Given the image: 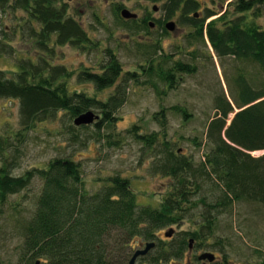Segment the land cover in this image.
Segmentation results:
<instances>
[{
  "label": "trees",
  "instance_id": "trees-1",
  "mask_svg": "<svg viewBox=\"0 0 264 264\" xmlns=\"http://www.w3.org/2000/svg\"><path fill=\"white\" fill-rule=\"evenodd\" d=\"M149 1L154 5L161 2L157 8L165 22L177 19L179 26L191 28L186 36L189 46L209 45L217 59L232 58L254 66L262 78H248L240 70L231 80V102L223 93L215 96V113L205 130L207 150L198 163L167 140V111L187 122L190 115L185 108L161 107L153 114L158 133L140 134L138 126L126 131L143 150L153 151L151 175L169 181V191L160 199L158 209L139 207L129 180L119 174L107 178L95 193H88L80 165L70 156L59 155L42 167L14 175L29 134L39 124L62 123L69 135L67 141L83 147L80 130L86 131L89 126L76 127L74 119L95 112L97 122L90 126L97 133L105 128L111 131L119 120L117 113L127 102L130 85H147L161 100L178 88L182 76L196 73L201 56L193 50L189 62L173 61L172 56L162 53L159 40L149 44L140 40L134 44L137 62L131 70L124 71L107 49L105 61L97 62V69H82L76 75L77 82L91 85L95 94L111 90L106 98L69 92L73 73L52 64L56 48L70 46L87 51L96 50L98 45L68 15V7L61 0H0V13L11 17L18 12L24 14L21 35L34 40L37 53L35 61L16 59L15 69L8 74L0 71V101L18 103V130L0 136V213L9 198L28 189L33 180L41 183L31 216L18 224L22 238L19 264H128L138 250L129 257L132 245L144 247L148 243L155 247L141 261L174 264L183 259L190 245L198 247L197 242L213 236L219 217L236 205L251 204L264 211V154L254 156L264 152V29L253 20L255 10L264 7V0H235L228 5L231 16H235L227 18L225 9L213 20L217 12H198L195 0ZM122 9L119 5L115 11L117 26L129 37L138 36L135 19L121 18ZM157 25L166 35L164 23ZM143 27L149 30L148 25ZM5 47L9 46H1V54L13 56V50L6 51ZM103 138L115 146L121 139L106 134ZM189 141L200 147L196 138ZM190 209L199 210L197 232H184L175 239L171 236L169 243L156 239L158 231L180 223ZM225 258L215 264H226ZM261 258L260 264H264L263 253Z\"/></svg>",
  "mask_w": 264,
  "mask_h": 264
},
{
  "label": "rangeland",
  "instance_id": "rangeland-1",
  "mask_svg": "<svg viewBox=\"0 0 264 264\" xmlns=\"http://www.w3.org/2000/svg\"><path fill=\"white\" fill-rule=\"evenodd\" d=\"M68 7V15L77 22L86 35L98 45L96 50H77L70 46L56 48L53 65H62L68 72L73 73L68 81L69 92H84L89 96L106 98L111 90L95 94L89 84H79L76 75L82 69H97V62L105 61L104 51L109 49L121 63L123 70H131L137 60L134 53V44L140 40L151 43L159 40L162 53L172 56L173 61L181 60L189 62V54L197 50L201 56L197 60V71L194 75H184L177 89L167 92L156 98L154 91L147 85L129 86L126 104L117 113L119 120L114 123L113 130L103 129L97 133L94 126H89L86 131L80 130L79 138L84 143L72 144L67 141L69 135L62 123L39 124L36 130L29 134L28 141L23 147V154L19 167L14 175H22L33 167H42L49 160L61 155L70 156L71 160L80 165L81 179L84 190L95 193L104 181L115 174L129 180L130 189L133 192L136 204L139 207L158 209L159 201L169 191V181L159 175H151L149 169L155 161L151 150L145 151L142 145L128 138L126 131L133 126L139 127L140 134L149 135L159 132V127L152 121L153 114L161 107L170 109L172 106L185 108L190 115L187 122H183L179 116L167 111V140L176 143L175 148L198 163L207 150L205 130L212 119L213 99L224 94L231 102V80L240 70L245 75L262 78L254 66H248L236 62L232 58L217 59L209 45L187 44L186 36L191 32L189 27H181L176 24L173 32L163 34L159 26L148 31L140 32V36L129 37L128 34L117 26L115 11L121 5L130 13L143 15L147 13L154 19L161 20L163 13L154 14L151 11L152 3L149 0H61ZM200 4L198 12L208 9L217 12L219 17L228 9L227 18L233 17L229 3L235 0H195ZM161 2L157 3L160 4ZM254 22L264 29V7L255 10ZM201 15V14H200ZM24 14L16 13V17L0 13V48L9 46L13 50V56L1 54L0 71L8 74L15 69L16 59L31 58L35 61L37 56L34 40L24 39L20 28ZM175 21V20H171ZM210 20H208L209 22ZM152 22V21H151ZM134 40V42H132ZM206 42V41H205ZM92 50V51H91ZM211 56V57H209ZM95 115H97L94 112ZM98 116V115H97ZM232 115L229 117L231 119ZM18 103L16 101H0V136L5 132L17 131ZM97 122V121H96ZM67 127V125H65ZM11 133V132H10ZM100 135L99 138L96 135ZM112 138L119 136L120 142L115 146L108 145L104 135ZM160 137V135H159ZM196 138L200 147L194 146L189 140ZM112 142V141H111ZM264 152H257L254 156H260ZM41 188L38 180H33L28 189L9 198L0 213V264H19L22 238L18 224L20 220H27L35 205L36 197ZM199 210L190 209L186 217L177 225L166 227L156 233V239L162 243H169L179 234L197 232L199 229ZM174 233L171 238L164 237L169 230ZM190 238H187V240ZM199 246H191L192 253L201 256L211 253L216 256L215 263H221L223 257L226 264H260L261 254H264V211L251 204H238L233 209L219 217L218 226L209 238H203ZM140 244L132 245L129 253L138 249ZM200 261V260H198ZM195 255L186 253L174 264H209L200 263ZM214 263V264H215ZM136 264H147L137 261ZM173 264V263H171Z\"/></svg>",
  "mask_w": 264,
  "mask_h": 264
},
{
  "label": "water",
  "instance_id": "water-1",
  "mask_svg": "<svg viewBox=\"0 0 264 264\" xmlns=\"http://www.w3.org/2000/svg\"><path fill=\"white\" fill-rule=\"evenodd\" d=\"M153 12L157 11V8L154 7L152 9ZM120 16L121 18H123L124 20H130V19H136V15L130 13L128 10H121L120 12ZM175 28L174 23L169 22L165 25V29L168 32H173ZM97 120V117L91 113V112H87L84 113L82 115H80L79 117H77L76 119H74L73 124L76 127H80V126H90L91 124L94 123V121ZM173 230H169L168 232H165V237L169 238L172 236ZM192 243V241H191ZM155 247L154 243H148L145 244V246L143 247V249H138L134 252V254L131 256L128 264H134L135 260L138 257H144L145 255H147L153 248ZM189 249H191V246H189ZM200 261L201 260H207L209 263H212L214 261V256L211 253H204L201 256H199L198 258ZM35 264H39V262H36Z\"/></svg>",
  "mask_w": 264,
  "mask_h": 264
},
{
  "label": "flooded vegetation",
  "instance_id": "flooded-vegetation-1",
  "mask_svg": "<svg viewBox=\"0 0 264 264\" xmlns=\"http://www.w3.org/2000/svg\"><path fill=\"white\" fill-rule=\"evenodd\" d=\"M198 5L200 6V4L198 3ZM156 6V8L158 7V5L156 4V5H154V4H152V6H151V10L154 8ZM122 10H124V9H122ZM159 12L160 11H158V8H157V11H155V12H153L154 14H159ZM133 14V13H132ZM136 15V19H135V21H136V25L139 27V32H143L144 30V28L145 27H143V25H148V27H149V29H153V28H155L156 26H158L157 25V22L158 23H164V26H165V24L166 23H169L170 21H167V22H165V20L163 19L164 18V16L162 17V19L161 20H156V19H154L152 16H150V15H148L147 13H145V14H143V15H137V14H135ZM173 20H175V21H171L172 23H174V25H175V28H174V30L176 29V24H178L177 23V19H173ZM152 21V22H151ZM140 26H142V27H140ZM171 230V229H170ZM173 233H174V231H173ZM173 233H172V235H173ZM138 249H141V248H143V245H140V246H138L137 247ZM189 255L190 254H192V255H195V259L198 261L199 259V256H197L196 254H194V253H192V251L189 249V251L187 252ZM143 257H138L136 260H135V263L134 264H136L137 263V261L139 262V261H141V259H142ZM214 261L212 262V263H209L207 260H201V261H198V262H200V263H203V262H207V263H209V264H213V263H215L216 262V256L214 255Z\"/></svg>",
  "mask_w": 264,
  "mask_h": 264
}]
</instances>
